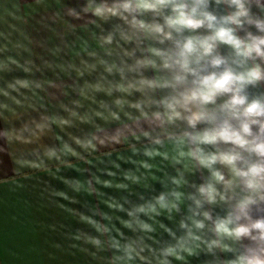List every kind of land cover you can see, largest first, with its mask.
<instances>
[{
  "label": "clouds",
  "instance_id": "obj_1",
  "mask_svg": "<svg viewBox=\"0 0 264 264\" xmlns=\"http://www.w3.org/2000/svg\"><path fill=\"white\" fill-rule=\"evenodd\" d=\"M30 8L39 31L0 28V180L48 174L58 252L264 264V0Z\"/></svg>",
  "mask_w": 264,
  "mask_h": 264
},
{
  "label": "crops",
  "instance_id": "obj_2",
  "mask_svg": "<svg viewBox=\"0 0 264 264\" xmlns=\"http://www.w3.org/2000/svg\"><path fill=\"white\" fill-rule=\"evenodd\" d=\"M31 3L32 0H12L7 11L0 9V28L14 24L22 30L39 31L40 23ZM48 38L54 42L50 30ZM47 175L29 174L21 180L25 190L16 194L8 193L6 183L0 180V264H73L54 247L61 237L51 225L73 222L74 218L44 200L37 177ZM52 183L59 181L53 179Z\"/></svg>",
  "mask_w": 264,
  "mask_h": 264
}]
</instances>
